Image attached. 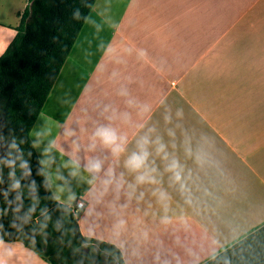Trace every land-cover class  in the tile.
Returning a JSON list of instances; mask_svg holds the SVG:
<instances>
[{
    "label": "crops",
    "instance_id": "0c3cea01",
    "mask_svg": "<svg viewBox=\"0 0 264 264\" xmlns=\"http://www.w3.org/2000/svg\"><path fill=\"white\" fill-rule=\"evenodd\" d=\"M29 3L0 0V56ZM100 125L127 138L122 152L91 147ZM145 136L157 183L136 186L125 161ZM30 138L53 196L87 203L83 235L116 245L115 210L127 221L122 239L146 230L169 264H203L264 225V0H96ZM173 158L187 192L166 170ZM89 160L100 173L86 170ZM109 171L135 187L131 200L114 185L101 194ZM156 189L170 197L167 213ZM165 214L172 223H161ZM0 241L14 249L8 264H53L22 240Z\"/></svg>",
    "mask_w": 264,
    "mask_h": 264
},
{
    "label": "trees",
    "instance_id": "16d2710c",
    "mask_svg": "<svg viewBox=\"0 0 264 264\" xmlns=\"http://www.w3.org/2000/svg\"><path fill=\"white\" fill-rule=\"evenodd\" d=\"M29 1L0 56V239L22 240L53 264H125L53 196L30 138L96 0ZM203 264H264V225Z\"/></svg>",
    "mask_w": 264,
    "mask_h": 264
},
{
    "label": "clouds",
    "instance_id": "9594fccd",
    "mask_svg": "<svg viewBox=\"0 0 264 264\" xmlns=\"http://www.w3.org/2000/svg\"><path fill=\"white\" fill-rule=\"evenodd\" d=\"M144 53L141 52V55ZM147 106H144L143 111H147ZM154 131V130H151ZM169 135H174L171 131H169ZM91 139L93 140V144L91 147H95V141L99 140L104 146H107L111 149L113 154H119L123 151L124 145L126 143V137L120 136L117 134L114 128L108 125H100L98 126ZM153 143L149 139V137L145 136L142 138L138 147L139 150L133 152L125 161V166L132 172L136 173L135 182L136 186L142 185L145 183L156 184L157 179L153 173L156 171L153 168L148 166V159L150 156V152L147 150V145ZM156 144V152L158 154H163V159L168 160L169 155L166 151V145L162 142L160 137H157L154 141ZM15 147V144L13 145ZM191 155V152L189 151ZM197 162H202L201 156L197 155L195 157ZM102 169V165L98 160H89L86 170L90 173L98 174ZM166 170L172 173V179L174 182L180 185L181 192H187L188 189L184 182L183 168L178 159H171V161L167 164ZM114 185V191L119 195L121 191H124V194L128 197L129 200L133 198L135 187L129 186V189H124V185L118 182L114 176V174L109 171L106 174V178L101 180V188L102 193H106L109 190V187ZM15 187H19L18 184ZM153 195L157 196L158 202L163 207L165 213L169 210V200L170 197L166 191L161 189H156L153 192ZM143 197V193H141L140 198ZM188 203H191V197L189 196L187 199ZM114 214L117 216V219L113 225V235L116 238V246L119 247L122 252L126 254H130V259L126 260L125 264H132L133 261L137 262V264H143L144 256L146 250L149 248L153 249L152 251V261L153 264H169V261L166 259L164 252V245L162 241L153 240L150 237L148 231L139 230L131 239V241L127 239H122L124 234L127 232V221L120 217L118 212ZM185 226L187 227L186 220L183 221ZM161 223L164 225H168L172 223V218L165 214ZM15 255L14 249L11 246L4 245L3 241H0V264H8L10 258Z\"/></svg>",
    "mask_w": 264,
    "mask_h": 264
},
{
    "label": "built area",
    "instance_id": "2783aa9c",
    "mask_svg": "<svg viewBox=\"0 0 264 264\" xmlns=\"http://www.w3.org/2000/svg\"><path fill=\"white\" fill-rule=\"evenodd\" d=\"M87 203L83 199H78L75 204L72 206V210L76 215H79L80 212L85 209Z\"/></svg>",
    "mask_w": 264,
    "mask_h": 264
},
{
    "label": "water",
    "instance_id": "95a60500",
    "mask_svg": "<svg viewBox=\"0 0 264 264\" xmlns=\"http://www.w3.org/2000/svg\"><path fill=\"white\" fill-rule=\"evenodd\" d=\"M34 223H36V221H34ZM87 251H88V249H87Z\"/></svg>",
    "mask_w": 264,
    "mask_h": 264
}]
</instances>
